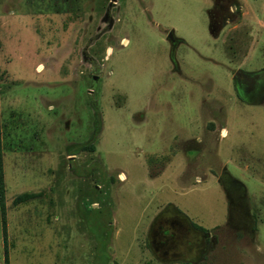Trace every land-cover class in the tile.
<instances>
[{
    "label": "rangeland",
    "instance_id": "1",
    "mask_svg": "<svg viewBox=\"0 0 264 264\" xmlns=\"http://www.w3.org/2000/svg\"><path fill=\"white\" fill-rule=\"evenodd\" d=\"M243 2L250 51V14L215 35L214 0H0V264H264V95L235 80L264 70V0Z\"/></svg>",
    "mask_w": 264,
    "mask_h": 264
},
{
    "label": "crops",
    "instance_id": "2",
    "mask_svg": "<svg viewBox=\"0 0 264 264\" xmlns=\"http://www.w3.org/2000/svg\"><path fill=\"white\" fill-rule=\"evenodd\" d=\"M221 1L222 0H214V8L210 10V18H211L210 28H211L212 33L215 35H219L221 30L227 25H233V24L242 25L243 23L247 24L246 13L250 14V19L248 18L250 21H251L252 17L255 18V16H256V13H253V15H252V13H249L247 11V8H246L247 5L244 4V2H243L244 0H229L228 4H224ZM233 17H234V19H233ZM249 24H251L250 25L251 28L248 27L249 31L247 32L248 35L246 37V39H248V44L246 43V45H248L247 46L248 51L256 49V47L259 46V44L263 38L261 33H256L255 26L252 24V21ZM178 40H179V43L183 41L180 39H178ZM229 40L231 42L233 41L232 39H229ZM232 48H233V45H232ZM230 49H231V47H230ZM216 120H218V119L212 118L210 120V124L208 127L211 128V130L207 127L212 133H214L216 131ZM227 131L228 130L224 127L221 130L222 134L220 133V135H226ZM223 132H225V134ZM200 233L202 234V237H204V234L202 232H200ZM156 239L157 238H155L154 240L156 241ZM161 239H164V238L161 237ZM197 263L198 262H195V264H197ZM172 264H174V263H172ZM176 264H180V263H176ZM184 264H192V263L184 262Z\"/></svg>",
    "mask_w": 264,
    "mask_h": 264
},
{
    "label": "trees",
    "instance_id": "3",
    "mask_svg": "<svg viewBox=\"0 0 264 264\" xmlns=\"http://www.w3.org/2000/svg\"><path fill=\"white\" fill-rule=\"evenodd\" d=\"M238 89V94H239V96L240 97H242L243 99H245V100H247V98H246V96L243 94V91H242V88L241 87H238L237 88ZM84 150L85 149H88V146L86 145V146H84V148H83ZM0 157H1V155H0ZM226 176V177H225ZM221 181L223 182V185H224V187H225V189L228 191V194H230V192L231 191H233L232 190V183H234V184H240V185H243L241 182H239V181H237L236 179H234V177H232L231 176V174H229L227 171L225 172V175H223L222 176V178H221ZM230 182H232L231 184H230ZM230 190V191H229ZM235 193V192H234ZM242 196H243V198H244V195L243 194H241ZM238 198V197H237ZM237 201V200H236ZM235 200H231V205H230V216H232V213H233V210L235 209V207H234V202H236ZM2 206H3V208H4V200L2 201ZM177 213V212H176ZM180 214H178L177 213V216H179V215H181V217L183 216L182 214V212H179ZM182 213V214H181ZM169 214H175L174 212H172V213H170L169 212ZM182 218H185L186 219V216H183ZM181 218V219H182ZM183 220V219H182ZM181 220V221H182ZM184 221V220H183ZM167 225V227H166V229H169L170 231H169V234L168 233H165V232H163V238L164 239H160L159 240V242L162 244V246L163 247H165V248H162V249H164V251H165V253L166 252H168V251H170V248L171 247H173V246H171V242H174V241H171L170 242V240L169 239H171V237H174L175 238V242H177V240L178 239H182L183 238V235H184V231H185V229L183 230V232H181V233H178V230L175 228L176 226H179V227H182V225H180V222H175V223H173V226L169 223V224H166ZM196 228H197V230L199 231V232H201V230H202V228L201 227H198V226H196ZM203 231V230H202ZM205 234H206V232H205ZM207 235V234H206ZM169 238V239H168ZM174 242V243H175ZM178 248V247H177ZM173 250V249H172ZM164 253V252H163ZM189 263H193L194 261H188Z\"/></svg>",
    "mask_w": 264,
    "mask_h": 264
},
{
    "label": "flooded vegetation",
    "instance_id": "4",
    "mask_svg": "<svg viewBox=\"0 0 264 264\" xmlns=\"http://www.w3.org/2000/svg\"><path fill=\"white\" fill-rule=\"evenodd\" d=\"M229 0H222L224 4H228ZM226 12V11H225ZM234 19V17H233ZM237 87H241L243 94L248 95H264V75L249 74L246 72H238L236 74Z\"/></svg>",
    "mask_w": 264,
    "mask_h": 264
},
{
    "label": "water",
    "instance_id": "5",
    "mask_svg": "<svg viewBox=\"0 0 264 264\" xmlns=\"http://www.w3.org/2000/svg\"><path fill=\"white\" fill-rule=\"evenodd\" d=\"M167 38L172 43L173 51H175L176 46L179 43V40H178V38H176L173 30L168 32ZM254 74L264 75V70H261L259 72H255ZM93 80L94 81L98 80V76L95 75L94 78H93ZM93 88H94V85H93ZM92 89H91V91L93 92L94 90H92Z\"/></svg>",
    "mask_w": 264,
    "mask_h": 264
}]
</instances>
